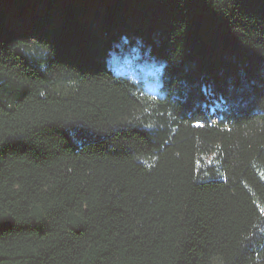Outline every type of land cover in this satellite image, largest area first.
Masks as SVG:
<instances>
[{
  "label": "trees",
  "instance_id": "obj_1",
  "mask_svg": "<svg viewBox=\"0 0 264 264\" xmlns=\"http://www.w3.org/2000/svg\"><path fill=\"white\" fill-rule=\"evenodd\" d=\"M0 264H264V0H0Z\"/></svg>",
  "mask_w": 264,
  "mask_h": 264
},
{
  "label": "rangeland",
  "instance_id": "obj_2",
  "mask_svg": "<svg viewBox=\"0 0 264 264\" xmlns=\"http://www.w3.org/2000/svg\"><path fill=\"white\" fill-rule=\"evenodd\" d=\"M135 46V47H134ZM110 68L118 74H125L141 82L145 91L152 96L161 93L160 67L152 62L138 43L118 45L109 57Z\"/></svg>",
  "mask_w": 264,
  "mask_h": 264
}]
</instances>
